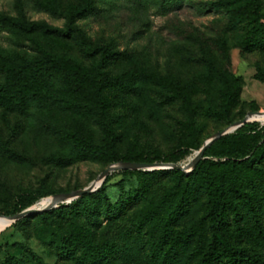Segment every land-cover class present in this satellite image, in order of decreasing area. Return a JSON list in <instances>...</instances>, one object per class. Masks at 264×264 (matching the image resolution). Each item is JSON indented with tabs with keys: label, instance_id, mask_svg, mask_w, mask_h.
<instances>
[{
	"label": "rangeland",
	"instance_id": "374dc122",
	"mask_svg": "<svg viewBox=\"0 0 264 264\" xmlns=\"http://www.w3.org/2000/svg\"><path fill=\"white\" fill-rule=\"evenodd\" d=\"M209 2L216 4L210 7ZM73 3L0 0V13H23L29 21L62 27ZM97 5L96 13L78 23L94 43L103 42L116 53L107 72L136 83L133 92L119 86L105 89L109 106L104 121L97 85L87 76L100 54L88 58L76 40L0 25V50L38 60L44 54L63 56L74 62L70 67L75 71L45 77L23 110L0 104V138L26 157L17 162L0 152V216L19 202L23 210L45 208L51 201L43 202L52 195L29 203L30 190L83 189L127 158L187 164L213 134L251 111L264 112V48L257 46L264 36V0H182L173 6L162 0H97ZM257 119L217 139L204 167L191 168L185 177L172 169L160 173L162 166L113 171L104 193L113 204L129 203L113 218L103 215L98 227L77 209L11 223L0 232V264H89L91 251L81 238L105 251L109 258L102 264H157L150 247L160 238L165 250L178 247L174 264H200L212 241V218H204L212 201L222 254L224 247H233L264 261V159L255 170L240 161L214 162L253 143L264 130V120ZM82 142L98 146L99 154L66 166L49 160ZM179 204L178 218L169 220L161 234L156 223ZM63 240L75 258L64 255ZM226 259L216 264H226Z\"/></svg>",
	"mask_w": 264,
	"mask_h": 264
},
{
	"label": "trees",
	"instance_id": "16d2710c",
	"mask_svg": "<svg viewBox=\"0 0 264 264\" xmlns=\"http://www.w3.org/2000/svg\"><path fill=\"white\" fill-rule=\"evenodd\" d=\"M181 1L182 0H162V3L164 6H173L181 3ZM208 4L210 7H214L216 3L209 2ZM22 8L23 7H21V9ZM98 10L99 7L97 5V0H75V3L70 7L68 20L62 27L52 26L43 21H29L23 13L16 17L0 13V25L6 28L18 29L25 33L40 32L49 37L76 40L82 45V52L84 56L88 58H97L95 56L100 54V57L96 59L94 70L87 76H89V79L97 85L95 92L100 104L99 114L100 119L104 121L107 107L109 106L108 101L104 96L105 89L108 87L119 86L126 88L127 92H133L136 89V83L132 79H122L120 77L112 76L107 72L110 63L116 59V53L103 42L94 43L92 38L86 34L85 30L78 23L80 19L86 18L96 13ZM257 46L259 48H264V36H261L257 41ZM73 64L74 62L72 60L55 54H44L42 58L38 60L20 57L7 50H0V104L10 108L17 106L19 109L23 110L31 101L35 100L38 88L46 81L45 77L50 78L56 76L61 71L67 75H70V73L74 74L75 71L70 67ZM175 84L178 88L182 87L180 82L175 81ZM252 124L253 123L244 124V127ZM109 138L111 141L115 140V133L110 132ZM216 142L217 141L215 140L211 146ZM210 147L205 151L204 158L208 156ZM0 152L5 154L12 161L23 162L26 160V157L23 154H19L10 149L1 138ZM94 154H99V147H95L90 143L82 142L81 144H76V146L69 152L62 151L50 156L49 160L55 164L66 166L80 159L94 158ZM204 158L196 165L194 172L201 170L204 167L207 161ZM263 159L264 130L253 143L247 142L242 144L237 149L234 156L217 157L214 159V162L222 164L240 161V163L247 168L255 170L257 169V164ZM123 161L153 163L150 161L134 160L133 158H127ZM172 170L181 177L186 176V172L182 170ZM169 171L170 170L166 169L159 170L160 173H167ZM123 172L130 173L132 171L124 170ZM108 180L109 177H107L99 190L84 194L81 197L74 199L68 205L61 204L57 208H52L40 213H33L26 217L41 216L45 219H50L51 213L66 214L68 210L77 209L83 212L91 223L98 227L102 222L101 217L103 215L113 218L129 203L128 200H120L115 204L111 202L110 198L104 193L105 183ZM30 193L33 196L30 197L29 203L45 196L54 195L56 194V191L49 187H41L34 191L30 190ZM22 204V202L16 204L12 212L7 215L21 212L23 210ZM182 205L183 204H179L177 207L172 208L166 217L156 223L155 228L160 231L165 230L169 225V223H167L169 220H176L178 218L180 214L179 209ZM215 209L216 204L212 201L208 205L204 216V218H212L209 225L212 241L209 243L207 250L201 255L200 264H216V260L224 256L228 257V259H226V264H232L235 259L241 260L245 262V264H264V261L259 254H252L247 250L224 247L222 250L226 253L222 254L221 249L218 247L219 242L217 238L218 233L221 232V226L216 224V218L214 217L216 216V214H214ZM257 222H259V220H257ZM140 225L141 222L138 223V226ZM161 234H165L164 231H161ZM81 242L91 251L90 259L88 261L89 264H102L108 260L109 257L105 254V251L92 246L91 242L85 238H81ZM162 245L161 238L158 241H155L150 247V255L154 259H157V264H174V259L178 253V247L172 245L165 250ZM60 248L67 258H75L76 252L70 248L68 242L63 240ZM15 264L21 263L16 262Z\"/></svg>",
	"mask_w": 264,
	"mask_h": 264
},
{
	"label": "water",
	"instance_id": "95a60500",
	"mask_svg": "<svg viewBox=\"0 0 264 264\" xmlns=\"http://www.w3.org/2000/svg\"><path fill=\"white\" fill-rule=\"evenodd\" d=\"M263 114V112H249L243 119H240L236 121L234 124L229 125L228 127L216 132L213 134L209 139H207L203 146L196 152L195 157L187 164H181V163H147V162H133V161H120L118 163L111 164L107 169H105L98 179L94 180L88 187L83 189H77L71 192H62V193H56L52 195L53 201L52 203L42 209L38 208H28L26 210H23L19 213L13 214V215H1L8 218L11 223L20 220L30 214L33 213H40L43 211H47L52 209L53 207L58 206V204L63 203L65 201L71 202L72 200L81 197L84 194L92 193L97 190H99L107 177L116 170H143V169H149L156 166H162L163 169H178L182 170L184 172H190V169L195 168L196 165L204 158L205 151L212 145V143L224 136L225 134L243 126L244 124L253 121L252 117L254 115H260Z\"/></svg>",
	"mask_w": 264,
	"mask_h": 264
},
{
	"label": "bare ground",
	"instance_id": "6f19581e",
	"mask_svg": "<svg viewBox=\"0 0 264 264\" xmlns=\"http://www.w3.org/2000/svg\"><path fill=\"white\" fill-rule=\"evenodd\" d=\"M260 118V119H262V120H264V112H263V114H260V115H254L253 117H252V119H255V120H258L257 118ZM51 201V203H52V201H53V198L52 199H47V200H45L44 202H43V204L42 205H44V204H46V203H48V202H50ZM50 203V204H51ZM49 204V205H50ZM49 205H47V206H49ZM46 206V207H47ZM11 224V221L8 219V218H6L5 216H0V232H2L5 228H7L9 225Z\"/></svg>",
	"mask_w": 264,
	"mask_h": 264
}]
</instances>
